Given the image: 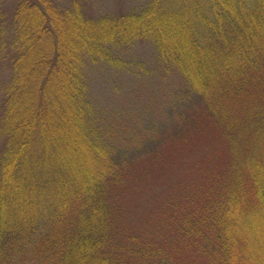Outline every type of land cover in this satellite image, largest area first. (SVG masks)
I'll return each mask as SVG.
<instances>
[{
  "label": "trees",
  "instance_id": "16d2710c",
  "mask_svg": "<svg viewBox=\"0 0 264 264\" xmlns=\"http://www.w3.org/2000/svg\"><path fill=\"white\" fill-rule=\"evenodd\" d=\"M5 1L0 264H264V0ZM142 45L172 86L130 127L89 68Z\"/></svg>",
  "mask_w": 264,
  "mask_h": 264
},
{
  "label": "rangeland",
  "instance_id": "374dc122",
  "mask_svg": "<svg viewBox=\"0 0 264 264\" xmlns=\"http://www.w3.org/2000/svg\"><path fill=\"white\" fill-rule=\"evenodd\" d=\"M55 1L61 5H66L69 2V0ZM143 1L96 0L94 9L104 13L117 8L120 2L124 7L133 9ZM9 8H11L10 2H0V99L11 75L4 65L3 51L1 50L3 38L7 37V40H10L12 36L10 18L8 19ZM126 56L130 59V61L127 60L126 67L96 65L89 68L90 95L104 113L112 114L115 119L123 118V123L130 127L137 119H143L142 114H146L148 111L151 118L158 117L160 119L163 116V111L167 110L169 102L161 109L160 106L164 105L167 95L170 94L172 80L149 79L145 74L136 73L139 72V61H143L145 65L149 66L154 63L155 52L152 46H135L126 53ZM140 195L139 201H133L130 205V212L133 211L135 205L140 204V201H144L143 204H145L149 199V194L145 197Z\"/></svg>",
  "mask_w": 264,
  "mask_h": 264
}]
</instances>
